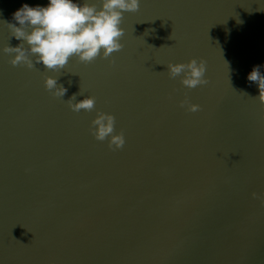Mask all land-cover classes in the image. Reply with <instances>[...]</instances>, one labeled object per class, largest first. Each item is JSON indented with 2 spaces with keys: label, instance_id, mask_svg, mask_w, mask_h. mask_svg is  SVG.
I'll use <instances>...</instances> for the list:
<instances>
[{
  "label": "water",
  "instance_id": "obj_1",
  "mask_svg": "<svg viewBox=\"0 0 264 264\" xmlns=\"http://www.w3.org/2000/svg\"><path fill=\"white\" fill-rule=\"evenodd\" d=\"M46 3L0 0V20ZM120 26L119 51L61 71L0 53V264H264V107L246 79L264 74V0H139ZM9 36L0 22V49ZM192 59L207 84L188 89L166 65ZM79 92L92 111L68 107ZM97 111L120 149L90 134Z\"/></svg>",
  "mask_w": 264,
  "mask_h": 264
},
{
  "label": "clouds",
  "instance_id": "obj_2",
  "mask_svg": "<svg viewBox=\"0 0 264 264\" xmlns=\"http://www.w3.org/2000/svg\"><path fill=\"white\" fill-rule=\"evenodd\" d=\"M138 6L139 0H47L43 6L22 4L12 13L13 22L0 20L7 25L9 37L20 43L15 47H3L0 53L11 55L9 63L12 66L22 64L31 70L40 65L44 70L53 72L61 71L73 57L84 64L97 57L106 59L122 47L119 41L124 34L120 26L123 13L135 12ZM261 67L253 66L246 79L256 84L258 95L253 98L264 107V74ZM167 73L170 78L182 74L180 84L188 89L207 84L203 78V61L198 63L192 59L186 64H168ZM43 86L58 98H62L67 91L62 85L58 86L57 79L52 77H46ZM77 95L80 96V92L68 100V107L73 112L92 111L94 98L83 97L77 101ZM180 106H186L191 112L199 110L198 105L186 102ZM114 123L112 115L97 111L90 122L89 132L95 140L103 142L107 138L110 148L120 149L124 137L122 133L114 134ZM252 195L256 198L255 193Z\"/></svg>",
  "mask_w": 264,
  "mask_h": 264
},
{
  "label": "snow or ice",
  "instance_id": "obj_3",
  "mask_svg": "<svg viewBox=\"0 0 264 264\" xmlns=\"http://www.w3.org/2000/svg\"><path fill=\"white\" fill-rule=\"evenodd\" d=\"M167 66V65H166ZM74 74V73H73Z\"/></svg>",
  "mask_w": 264,
  "mask_h": 264
}]
</instances>
